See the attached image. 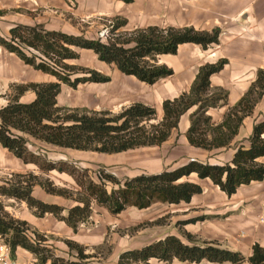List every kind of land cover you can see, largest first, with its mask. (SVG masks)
Listing matches in <instances>:
<instances>
[{"label":"trees","instance_id":"trees-1","mask_svg":"<svg viewBox=\"0 0 264 264\" xmlns=\"http://www.w3.org/2000/svg\"><path fill=\"white\" fill-rule=\"evenodd\" d=\"M122 1L129 4L134 0ZM126 24L125 20H114L107 41L49 31L41 25H18L10 30L7 38L0 36L1 47L15 54L27 66L56 79V82L28 83L14 88L17 93L13 100L0 111V144L26 164H36L41 170H56L73 176L84 190L85 197L73 198L68 190L57 188L51 182H33L37 178L32 175L27 180L24 176H18L17 185L2 188L0 193L26 202L38 218L48 214L54 216L65 222L74 233L79 231L81 225L90 222L93 214L92 200L106 206L111 214L119 215L128 208L146 210L158 203H189L195 195L203 192L200 185L185 180L192 174L200 179H210L228 196L235 194L242 186L264 179V165L256 162L264 157V123L255 127L250 148L238 149L232 165L217 166L192 161L174 170L137 176L123 183L105 173H102L100 183L86 182L78 178V170L67 171L62 163L41 165L39 156L28 150L29 140L20 134L60 148L118 154L162 145L171 132L178 128L181 117L195 107L197 110L191 115V127L187 135L190 144L205 150L228 146L237 135L243 120L252 114L255 104L264 95V70H261L257 81L230 110L224 122L214 127L207 112L228 102V93L222 89L213 91L210 84V78L221 72L227 64V60L223 59L200 67L188 93L174 100H166L163 103V120L157 124H150L156 118V110L140 103L123 109L117 115H112L108 110L98 112L86 108L59 107L57 97L62 85L75 89L80 84L110 81L108 76L96 70L67 64V61L80 58L77 50H90L99 61L115 65L121 73L134 76L140 82L154 85L174 75L171 68L159 63V56L176 55L180 45L188 43L207 50L219 42L221 34L220 29L201 32L193 28L157 27L120 32ZM77 74L83 76L72 79ZM27 91H33L36 100L30 104H21L20 98ZM208 133H214L211 140ZM106 181L117 187L108 191ZM36 184L49 194L72 199L76 204L66 209L43 203L32 196ZM65 211L67 215L63 214ZM184 235L192 245L184 244L176 236H167L142 249L123 252L118 264H150L154 259L165 264H171L174 260L220 264L246 262L245 257L238 252L222 249L214 242L200 241L191 234ZM0 236L11 247L14 257L17 249L22 248L34 256L35 264H98L95 261L96 255L88 253L87 247L74 241H64L70 251L69 259L58 256L51 243L52 236L11 216L3 205H0ZM249 262L264 264V248L254 245Z\"/></svg>","mask_w":264,"mask_h":264},{"label":"crops","instance_id":"crops-1","mask_svg":"<svg viewBox=\"0 0 264 264\" xmlns=\"http://www.w3.org/2000/svg\"><path fill=\"white\" fill-rule=\"evenodd\" d=\"M116 19L125 20L127 23L120 32L157 27L193 28L201 32L220 29L221 34L219 42L207 50L188 43L180 45L176 55L159 56V63L171 68L174 75L161 79L154 85L140 82L134 76L121 73L115 65L100 61V68L97 71L108 76L110 81L82 84L77 89L78 97H73L71 91L75 92L74 90L62 85L61 93L57 98L59 107L89 108L98 112L108 110L115 113L140 103L154 108L156 116L162 121L163 103L188 93L200 67L224 59L227 60L224 69L210 78L213 91L222 89L228 93L226 105L212 108L207 112L215 127L224 122L230 110L257 81L259 71L264 70V0H134L129 4L122 0H0V36L4 38H7L10 30L18 25L27 27L41 25L49 31L87 37L86 35L95 30L100 31L104 21ZM78 52L81 56L82 52L92 51L78 50ZM50 82H56V79L27 66L15 54L9 53L0 46V111L13 100L17 93L14 89L16 86ZM35 100L36 94L27 91L21 96L20 103L30 104ZM196 110L197 107L181 117L178 128L171 132L168 140L162 145L137 148L155 149L144 152V156L146 160L163 166L158 171L143 175L174 170L192 161L217 166L232 165L238 149L241 147L249 149L255 127L264 123V95L255 104L252 114L243 120L232 142L228 146L212 150L192 146L188 140L191 115ZM20 135L27 138L34 148L44 145L52 150L54 153L53 156L48 157L49 163L50 160L78 163L77 161L97 159V163H104L105 166L113 168L120 165L113 156L128 152L109 155L65 149L37 141L24 134ZM213 135L214 133H209L208 138L211 140ZM102 158H104L103 162ZM256 162L264 165V157L257 159ZM122 165L126 166L124 163ZM168 165L172 167L168 168ZM47 172L44 173L36 164L24 163L0 144V189L17 185L18 176H24L25 179L31 175L38 179L39 176H44L56 186L68 189L75 184L67 173L56 170ZM185 180L200 185L203 192L195 195L189 203L166 204L180 207L181 213L172 218L170 225H158L152 231H148L149 237L146 240L132 236L129 232L120 237V240L115 242L117 246L112 254L111 264H118L119 256L125 251L142 249L171 235L178 237L186 245H192L184 234H191L200 241L214 242L222 249L238 252L245 257L244 264H250L249 259L253 255L254 245L258 244L264 248V179L240 187L232 196L224 193L210 179H200L196 174L190 175ZM32 196L46 204H56L60 207H71L72 204L70 199L49 194L38 184L34 185ZM0 204L4 207L26 208L27 211L23 213L14 210V217L28 222L41 233L62 240L64 244V241L69 240L83 245L88 248L90 254H94L90 250L103 243L104 227L102 226L100 231L86 234L84 230H79L74 233L65 222L57 220L52 215L48 214L45 218L36 217L24 201L0 193ZM194 220L195 222H190ZM120 223L128 228L135 226L136 222L130 216ZM118 227L119 225L115 226ZM180 227H182L181 231H179ZM57 243L56 246L53 244L56 254L59 253ZM15 254L16 264L36 262L34 256L22 248H18ZM95 261L104 264L98 258H95ZM149 263L165 264L155 259ZM171 264L220 263L208 261L189 263L174 260Z\"/></svg>","mask_w":264,"mask_h":264},{"label":"rangeland","instance_id":"rangeland-1","mask_svg":"<svg viewBox=\"0 0 264 264\" xmlns=\"http://www.w3.org/2000/svg\"><path fill=\"white\" fill-rule=\"evenodd\" d=\"M109 21L111 20H106L104 21L102 24V28L100 31H93L91 32L89 35H86L88 39H99V34L102 31V29L108 25ZM114 22V21H112ZM107 41V40H105ZM78 51V50H77ZM69 65H73L76 67H82V68H89L92 70H98L100 68V61L97 57L96 54H94V52H82L80 58L78 60H70L66 62ZM78 76H83L80 74L74 75L72 77V79L77 78ZM82 85V84H80ZM79 85V86H80ZM67 86V85H65ZM78 86V87H79ZM69 87V86H68ZM78 87L77 88H71L70 89L74 90L75 92L71 91L73 93V97H76L78 94ZM77 93V94H76ZM78 97V96H77ZM58 98V97H57ZM89 109V108H86ZM92 110V109H89ZM94 111V110H92ZM121 111L119 112H115L112 113V115H117L119 114ZM160 120L159 118L156 116V118L154 120H152L150 122L151 123H159ZM209 134V133H208ZM31 145V144H29ZM31 152H35L37 154H35L36 156H39V160L41 165H48V157L53 156L52 154L54 152H52V150L50 151L49 148H46L44 145L39 146L40 148H34L33 145H31ZM29 150V149H28ZM29 150V151H30ZM155 149H136V150H132V151H128L124 154H121L120 156H113V159L117 160L120 165L115 166L113 168L107 167L104 165V163L100 164L97 163L98 160H85V161H77L78 163H74V162H57L54 160H50V163H62L64 168L67 171H72L73 169H76L80 172V174H78V178L82 179L83 181L89 182V181H94L96 183H100V177L102 176V173L104 174H111L113 175L116 179H118L120 182H125L127 179H130L132 177H137L139 175H143L144 173H150V172H155L160 170L163 166H160V164L158 163H152L150 160H146L145 156H144V152H150ZM104 158H102V162ZM97 161V162H96ZM79 163H81L79 165ZM122 163H124L123 166ZM172 167V165H168V168ZM45 169V168H43ZM44 173H48L47 171L43 170ZM68 174V173H67ZM82 174L83 178H82ZM69 175V174H68ZM72 179V181H74V185H72V187L70 189L63 187V186H56L55 184H52L60 189H66L68 190L72 195L73 198H83L85 197V192L84 190H82V188H80V186H78L75 178L71 175H69ZM57 177V176H56ZM29 178H25V180H27ZM32 180V179H30ZM33 182H49L50 181L45 178L44 176H39V179L37 178V180H33ZM106 188L108 189V191H111L114 187H117V185L112 184L111 182L106 181ZM67 199V198H66ZM72 201L71 207L74 206L76 203L75 201H73L72 199H70ZM44 203V202H43ZM3 205V204H0ZM28 205V204H27ZM52 205H56V204H52ZM58 206V205H57ZM71 207H63L66 209H69ZM91 207L93 208V214L91 217V220L88 224H83L81 225L79 230H84V233H90V232H95V231H100L99 229H101V226L104 227L103 231V235H102V239H103V243L102 245L95 247L94 250H90L91 253H94L97 258L101 261V263L104 264H111V260H112V254L115 252L116 246L117 244L115 243L116 241L120 240V237H123L126 233L129 232L130 235L132 236H138L140 239L142 240H146L149 236V232L148 231H152L153 228L157 227L158 225H170V221H172V218L175 215H178L180 212V207H172L166 204H155L154 206H152L149 209L146 210H138L136 208H128L127 210H125L124 213H122L120 216L117 215H113L111 214L108 209L106 208V206L100 205L97 203V201L92 200L91 202ZM7 208H12L7 209ZM29 208V206H28ZM6 212H8L11 216H15L14 210L17 212H26V208L23 209L22 207H5ZM32 210L30 209V212ZM64 215H67V211H65L63 213ZM131 216V219L133 221H135V226H130V227H126L125 224L122 225V223H120L121 220L124 219H129V217ZM46 217V216H45ZM43 217V218H45ZM54 217V216H53ZM55 218V217H54ZM118 226V228H115V226ZM179 226V224H177ZM35 228V227H33ZM115 228V231H114ZM182 230V227H180L179 231ZM57 239H51V243L54 244L56 246V242L57 243V247H59L57 250H59L57 253L59 256L64 257L66 259L70 258V252L68 250V247L66 244L63 243L62 240H57ZM53 241V242H52Z\"/></svg>","mask_w":264,"mask_h":264},{"label":"built area","instance_id":"built-area-1","mask_svg":"<svg viewBox=\"0 0 264 264\" xmlns=\"http://www.w3.org/2000/svg\"><path fill=\"white\" fill-rule=\"evenodd\" d=\"M112 21H109L108 25L105 26L99 34V39L105 41L109 38L111 29H112ZM32 147L28 145V149L30 150ZM34 154H37L34 152ZM0 264H16L14 260V256L12 254L11 247L5 242V240L0 236Z\"/></svg>","mask_w":264,"mask_h":264}]
</instances>
